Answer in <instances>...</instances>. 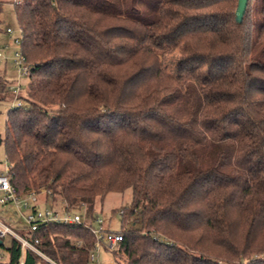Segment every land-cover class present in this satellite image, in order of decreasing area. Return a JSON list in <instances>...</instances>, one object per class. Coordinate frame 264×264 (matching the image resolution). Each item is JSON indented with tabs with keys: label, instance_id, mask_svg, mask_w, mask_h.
<instances>
[{
	"label": "trees",
	"instance_id": "1",
	"mask_svg": "<svg viewBox=\"0 0 264 264\" xmlns=\"http://www.w3.org/2000/svg\"><path fill=\"white\" fill-rule=\"evenodd\" d=\"M236 7L13 3L30 66L1 135L17 192L45 190L63 212L84 205L91 222L97 202L130 190L115 264H264V0H248L239 25ZM33 238L58 264H87L94 245L80 226L41 225ZM4 241L0 264H17L19 243Z\"/></svg>",
	"mask_w": 264,
	"mask_h": 264
},
{
	"label": "built area",
	"instance_id": "2",
	"mask_svg": "<svg viewBox=\"0 0 264 264\" xmlns=\"http://www.w3.org/2000/svg\"><path fill=\"white\" fill-rule=\"evenodd\" d=\"M15 3H18L15 2ZM6 35L12 37L11 29L5 30ZM21 30L18 28L17 37L13 39L12 44L17 48V51L10 53V58H6L0 51V64H6L10 61L12 70L9 75L0 74V84L5 83L8 92L10 93L13 103L10 109L19 108L23 105L20 95L24 91L22 81L28 78L30 66L27 64L26 58L21 52ZM8 49V47H5ZM10 166L8 161L0 165V206L7 207L12 210L16 218L21 222L22 227L26 232L24 235L18 234L14 228H11L6 219L0 216V240L9 238L15 239L20 245L21 257L17 264H24V253L30 252L39 257L46 264H58L45 256L39 249V240L33 238L41 225L59 224L64 226H80L87 230L94 239V245L88 254L87 264H100L99 256L102 251L112 253L118 244L122 241V232L112 233L107 231L104 221L96 217L93 221L86 220V207L83 205L78 211L61 210L62 206L53 207L50 199L46 198V191H29L24 194H19L17 189L9 181ZM64 204V203H62ZM121 217L122 211H118ZM76 247H79L82 242L77 240L74 242ZM3 260L0 255V261ZM111 264V263H110Z\"/></svg>",
	"mask_w": 264,
	"mask_h": 264
},
{
	"label": "rangeland",
	"instance_id": "3",
	"mask_svg": "<svg viewBox=\"0 0 264 264\" xmlns=\"http://www.w3.org/2000/svg\"><path fill=\"white\" fill-rule=\"evenodd\" d=\"M19 0H0V20L2 22L1 24V31H0V51L3 53V55L6 58H10V53L13 51H17V48L12 44V41L14 38L17 37V24L15 21L14 16V9H13V3L17 2ZM11 29L13 31V36L9 37L4 32L6 29ZM5 47H8V49H5ZM176 54L166 59L165 65L169 68V70H172V65L175 61ZM12 70V66L9 60H7L6 64H0V74L9 75V73ZM192 78H194L192 76ZM28 82V78H25L22 81V87L25 89ZM202 86V85H200ZM210 87L209 85H206L204 89H208ZM213 93H216L214 90ZM13 103V99L9 98L7 100L0 101V135L3 134V128L5 123V118L7 115L8 110L11 108V105ZM212 112V106L209 103H206L204 108L205 114H210ZM5 155H4V149L3 146L0 145V165L4 162ZM131 200V191L126 190L122 194H115L111 193L108 194L105 199L100 203L97 202L95 204V210L98 214L97 217L104 221V224L106 226L107 231L116 233L121 232V218L118 215V211L121 208H124L130 204ZM115 212V213H113ZM0 215L4 217L9 224L11 228H15L16 226L21 225V222L16 218L14 213L11 209L7 207L0 206ZM130 227L129 224L125 225V228L128 229ZM8 246V239L4 241V247ZM0 255H3L2 251H0ZM100 264H115V261L113 259V256L110 254V252L102 251L99 256Z\"/></svg>",
	"mask_w": 264,
	"mask_h": 264
},
{
	"label": "water",
	"instance_id": "4",
	"mask_svg": "<svg viewBox=\"0 0 264 264\" xmlns=\"http://www.w3.org/2000/svg\"><path fill=\"white\" fill-rule=\"evenodd\" d=\"M248 0H237V7L235 10V22L239 25L242 22V18L247 6ZM0 145H1V135H0Z\"/></svg>",
	"mask_w": 264,
	"mask_h": 264
},
{
	"label": "crops",
	"instance_id": "5",
	"mask_svg": "<svg viewBox=\"0 0 264 264\" xmlns=\"http://www.w3.org/2000/svg\"><path fill=\"white\" fill-rule=\"evenodd\" d=\"M5 33V32H4ZM6 34V33H5Z\"/></svg>",
	"mask_w": 264,
	"mask_h": 264
}]
</instances>
